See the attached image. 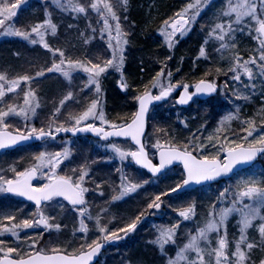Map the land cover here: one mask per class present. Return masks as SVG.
<instances>
[{"label": "snow or ice", "instance_id": "1", "mask_svg": "<svg viewBox=\"0 0 264 264\" xmlns=\"http://www.w3.org/2000/svg\"><path fill=\"white\" fill-rule=\"evenodd\" d=\"M26 2L27 0H15L14 3L0 0V30H2L0 31V35L21 37L33 45H42L53 56L58 54L59 60H53L50 67L40 69L35 73L34 77L25 74L9 80L5 74H0V82H2L0 83V103L5 104V107H0V128L3 129L10 127L5 122L9 116H20L27 120L29 114L34 116L37 108L40 107L39 100L31 89L24 93L23 105L7 104L4 101L6 94L16 92L22 81L27 83L37 77L45 76L46 73L55 72L62 75L65 80L71 83L74 73L83 71L87 74L85 88H90L94 85L95 92L99 94L101 92L99 78L102 74L107 72L109 68H113L122 74L124 63L123 45L128 43L126 39L127 33L121 29L120 17L115 10L117 7H123L126 10L128 0H89L87 4L82 3L81 0H51V3L63 13L87 14L89 9L97 13L103 21V27L100 31L102 34L107 32L109 47L113 49L112 57L106 60L103 65L92 63L91 61L85 63L81 60L67 58L63 50L59 48L53 49L50 46L45 39L46 35L56 36L58 32V26L53 22L51 12L46 13V19L31 26L30 30H21L14 23H7V21H10L17 15L16 10L21 4ZM208 2L209 0H203V5L206 6ZM189 10H194L191 15L188 14ZM201 10L202 0H195V3L187 5L184 12L177 13L179 19L173 21L170 25L171 32L164 33L170 49L174 44L172 37L177 33L181 36L186 34ZM222 16L234 18L229 19L225 23H216L209 31V39L219 41V46L216 49L217 52L223 53L229 48L235 49L237 47L235 44V34L243 33L246 30V26L252 28L255 33L254 38L259 40L258 55L243 59L238 53H235L231 58L232 64L228 68V72L233 73V81L237 82L243 89H250L251 92H255V81L257 79L264 81V0H228L227 10L222 11ZM110 21L115 22L114 28ZM165 23L167 24L168 22L166 21ZM68 27L71 28L73 25L69 24ZM113 30L115 31V36H113ZM249 35H252V32H249ZM112 40L116 41L115 45L112 44ZM87 42L85 40V43ZM208 42L209 40H206L205 45ZM198 58H208L206 46L200 48ZM168 59H171V57H168ZM220 71L221 69L218 68L217 72ZM163 76L164 70L161 69L153 79L152 87L160 88L158 95H152L146 91L136 97V100L139 102V110L134 114L130 123L120 125L106 120L102 109L98 111L100 100L97 98L92 100L82 113L75 116L69 114V120L74 121L73 126L65 127L63 124H60L55 128V132H92L105 140L113 136L130 138L138 146L137 150L124 151L117 145H112V149L121 161L131 158L135 164L148 169L154 175L160 173L174 161H182L186 178L182 183L171 188L170 192H176L192 183L201 184L205 181L215 180L220 176L231 173L238 164L252 162L258 155L264 154V134L249 141L248 137L253 136L256 127L253 120H247L244 121L247 127L242 129V131L247 133L243 137L244 143L231 141L226 146H222V151L225 153L223 160L220 159L219 154L210 157L203 156L198 159L197 156L192 154V151H189L187 145L180 148L170 144L165 146L157 142L154 147L160 149L159 164H153L148 158L145 145L141 140L145 127V115L149 104L153 101L167 98L176 87L181 86L183 87V93L178 100L179 104H187L197 94L210 95L217 91V85L214 82L201 79L195 84V91L190 93V86L188 84L180 85L178 82L176 85H173L169 81L165 85L161 79ZM168 76L170 77L171 73H168ZM242 77H246V80L242 79ZM261 86L264 88V83ZM121 87L127 88V84L121 81ZM235 96L236 99H250V95L239 91L236 92ZM72 97L73 93L71 91L68 92L60 101V107L55 109L53 113L54 117L60 113L65 102L72 99ZM90 118L98 119L102 126L97 127L94 124L85 123ZM236 118V115L232 113L225 116L221 121V126L216 129V133L227 131L228 123ZM51 122L54 123V119ZM82 123L84 126L80 127ZM104 124H107L111 130H106L103 127ZM16 131L17 135H12L7 131H0V149L11 147L20 141H26L33 137L36 139L49 136H52L53 139L55 138L51 131H45L44 128L37 129L32 127L27 135L20 132L19 129H16ZM207 139L209 142H212L216 139V136L210 134ZM204 147L206 145L203 144L193 146L194 149ZM70 154L68 148L55 153L40 152L34 157L35 163L31 167L23 171H17L15 168L11 169L15 174L14 179L5 180L3 177H0V181L5 185L4 187H0V191L26 197L29 201H34L38 207L42 202H51L56 197H63L73 206L74 210L78 211L80 217H84L88 214V208L84 207L86 205L85 193L89 191L88 188L83 186V182L87 176L86 169H81L78 178L75 180L72 176L59 175L56 172V169L65 160L69 159ZM43 168L50 170L47 175V183L39 187L33 186L32 181ZM73 171L75 172L76 170L73 169ZM144 183L146 184L148 181H144ZM142 186L141 183L131 182L127 175L122 174L119 195L113 196L112 199L113 201L119 200L135 192ZM236 187L237 190L228 206L217 208L213 204L204 225L202 227L198 226L195 232L189 233L186 242L182 245H177L179 224L163 228L159 231V234L152 243L158 246L162 255H166V264H254L251 261L250 255L252 250L254 248L264 249V179H243ZM227 192V189L221 192L218 201L224 200ZM166 195H169V192L156 195L147 207L149 209H159L162 203V196ZM77 206L82 207L77 208ZM195 207V203H192L188 207L180 209L178 215L183 220H190L196 215ZM143 215L144 213H141L135 220L117 231H109L106 226L100 225L99 217H97V228L103 234L102 240L104 242H113L122 238L118 233L122 232L127 235L133 232ZM232 216L237 217L235 224L238 236L234 240H229L228 222ZM3 219L11 222L15 220V217L9 215L3 217ZM50 219H54V217L45 216L41 210L38 220L23 219L17 223H12L10 227L7 225L0 227V236L10 233L12 236L18 237L19 233L17 229H28L40 225H43L46 229L54 227L59 230L60 225L49 223ZM89 219H91L90 216ZM257 221L259 223H256ZM79 224L80 228L78 231L87 233L88 228L83 218L79 220ZM253 229L258 233V242L251 241L249 238V232ZM37 242L33 240L30 247L35 248ZM4 244L5 241L0 239V245ZM168 245L176 246L174 256H167L166 246ZM103 246L104 244L98 238L92 240L91 243L81 245L79 254L71 256L61 254L45 255L40 251H36L35 254L22 253L18 248L0 247V252L4 253L3 257H0V264H90L93 258L100 253ZM85 248L88 251H84ZM52 251L54 253L58 252L57 249H53ZM14 253L19 257L18 259L11 258ZM260 264H264V260H261Z\"/></svg>", "mask_w": 264, "mask_h": 264}, {"label": "trees", "instance_id": "2", "mask_svg": "<svg viewBox=\"0 0 264 264\" xmlns=\"http://www.w3.org/2000/svg\"><path fill=\"white\" fill-rule=\"evenodd\" d=\"M210 1L211 3L206 6L204 5L202 13H199L198 17H196L191 32L184 37H178L171 49L168 47V43L162 33L164 25H166L165 22H170L176 18L177 13L184 12L187 5L194 3V0H128L126 10L120 7L128 41L124 53L122 74L118 72L115 75V72H110L102 78L101 84L102 95L105 99L104 106L106 108L108 107V114H126L120 117V120L117 119L116 124L122 125L124 119H127L126 122L130 120L128 114L135 106L136 97L144 93V87L157 76L161 69L164 70L163 79L168 83L170 81L173 85H176L178 82L180 85H193L204 78L214 79V76L217 77V75L219 77L217 78L218 83L225 82L226 80L228 85H230L231 76L229 77L228 68L232 63V56L235 53H238L244 58L256 55L254 51L255 46L246 42H252L253 30L252 35H248L247 38L245 36L242 38L238 35L239 33L235 34V44L237 46L235 49L229 48L223 53L216 51L219 46V41L214 39L210 40L208 33L216 23H225L227 21V18L222 16V11L227 10L228 0ZM41 2L36 1L26 8V11H28L26 18L31 23L43 21L46 17L45 12L48 9L52 10V8H55L57 13L60 12L65 15L59 19H56L57 14L54 16V23L58 26L57 35L47 36V42L53 49L59 48L65 52V56L70 55L74 59L75 53L81 59H84L93 50L97 49L98 46L95 42L91 43V41H88V36L94 33L93 28L90 27L92 19L95 18L89 14L91 11L87 14H79V17L74 18L70 16L72 13H63L56 7H51L49 2ZM69 24L73 25V27L69 28ZM85 40L88 42L85 43ZM206 40H209L207 45H205ZM202 46H206L207 59L198 58L199 50ZM168 57H171V59H168ZM53 60H56V57L44 49L42 45H33L30 42L16 37L0 40V74H5L9 80L25 74L34 77L35 73L40 69H46L51 66ZM218 68L221 69L220 72H217ZM210 71L213 73H209ZM168 73H171L170 77ZM57 74L55 72L46 73L45 76L37 77L30 82L25 83L22 81L21 86L34 90L37 97L50 98L52 96L51 94L55 93L65 95L68 93L66 80H62V76ZM121 81L127 84V88L121 87ZM255 83V92L246 93L250 95V99H237V107L239 106L240 110L237 113L234 126L241 128V132H238L239 134H242L244 132L242 129L247 127L244 123L247 120H253L255 122L256 132H264V123H262L264 121V88L261 86L263 82L259 81ZM233 87L234 84H231L229 88L230 95H228L232 100L235 98V96L231 95ZM132 99L134 105H132ZM171 99L163 104L157 105L153 109L150 117V119L153 118V120L164 123L163 128L166 134L165 141H167V144L181 148L187 145L189 151H192L200 157H210L218 154L214 149H211V146L216 144L219 139L224 138L227 132H230L227 130L221 131L218 134L216 133V129L221 126V116L229 105L226 104V107L223 104H214L215 100L218 99V95L208 101H197L188 108L178 107L175 101H171ZM129 106L131 107L128 111ZM9 118L12 119L15 117L10 116ZM210 134L216 136V139L212 142H209L207 139ZM198 144L206 145V147L194 149L193 146ZM40 145L41 143L10 151L3 154L5 155L3 159L8 160V157L15 155L18 150L28 152L31 149L40 147ZM226 145L224 144V146ZM3 155L0 154V156ZM18 166L21 168L25 164ZM260 166L263 167L259 168ZM5 169L7 168L5 167ZM254 170L259 173L257 174L259 179H264V156L252 168L237 174L231 180L222 181L194 191L181 192L170 197L166 195L165 199L172 200L173 198L188 196L195 200L197 209L201 211L205 208L201 207V205L206 204L210 200L207 197L202 198L201 195L203 192L210 190L213 193L215 192L214 189L220 188L223 184L227 185L230 182L234 184L238 178L251 174ZM138 172L142 176L147 177L151 183V187L159 193L170 192L171 188H174L177 183H181L184 179L180 167L170 170L159 178L148 176L144 170L139 169ZM119 207L124 215H128L134 211L132 206L126 204L120 205ZM199 218L203 220L201 214ZM236 219L237 217L233 216L232 220H230L231 225L229 224L231 228L229 227L228 231L229 239L231 240H234L238 236L235 224ZM141 227L128 239L129 241L133 240L130 245L131 250L137 247L136 257L134 258L144 264H156L157 261L154 263L153 256L156 258L157 256L152 254L151 249L146 248H150L153 245V243H148L150 238L148 236L138 235ZM249 233L250 240L258 242V233L254 229L250 230ZM127 241L109 248V255L115 254L114 258L119 260L124 254V251H117L126 247ZM63 242L68 244L66 240ZM129 247L127 248L129 249ZM138 247L140 248L138 249ZM143 248L148 251H138ZM250 255L252 262L255 263V261H260L262 256H264V252L261 248H254ZM161 256L164 255L161 254Z\"/></svg>", "mask_w": 264, "mask_h": 264}, {"label": "rangeland", "instance_id": "3", "mask_svg": "<svg viewBox=\"0 0 264 264\" xmlns=\"http://www.w3.org/2000/svg\"><path fill=\"white\" fill-rule=\"evenodd\" d=\"M43 1L49 2L51 4V7H55L51 0H27L26 3L21 4L20 9L15 17H13L10 21H7V23H14L17 28H20L21 30H30V27L43 22L38 21L31 23L28 18H26V8L33 4L34 2ZM6 2H12L14 3L15 0H6ZM84 4L89 3V0H83L81 1ZM195 3V0H194ZM211 1L207 3L210 4ZM203 0H202V9H203ZM117 15L120 17V24L121 29L126 32L125 25L122 21V13L120 11V7H117L116 9ZM91 11V12H89ZM191 11L189 10V15H191ZM51 12V18L53 22H55L54 16L57 14L56 19L63 18L65 15L62 13H57L55 11V8L48 9L45 13ZM89 14L94 16L95 18L92 19V22L90 23V27L95 29L93 34H90L88 36L89 40L92 42H95V44L98 46L96 50H93L89 55H87L84 59H81L76 53H75V59L72 58L70 55H67L65 57L73 59V60H81L83 62L91 61L92 63H99L103 65L106 60L110 59L113 54V49L109 47V36L107 32L101 33L100 29L103 27V21L99 18L96 12L92 11L91 9L88 10ZM202 13V10L200 11ZM59 14V15H58ZM71 17H79V14L72 13L70 15ZM198 17V16H197ZM90 18H92L90 16ZM227 21L233 17H226ZM179 17L177 16L170 22H168L166 25H164L163 28V36L165 37V32H171L170 25L173 21L178 20ZM226 21V22H227ZM111 24H113L114 28V21H110ZM194 23V22H193ZM193 23L190 25V30L186 32L183 36H181L179 33H177L174 37H172V40L175 42V40L178 37H184L188 35L191 32ZM92 29V30H93ZM2 31V30H0ZM249 32H252L251 27L246 26V30L243 33H239L238 35L242 38L245 36L246 38L249 35ZM127 33V32H126ZM47 36L45 37L47 41ZM113 36H115V31L113 30ZM255 33L251 41H246L250 45L253 44L255 46V53L258 55V49H259V40L255 39ZM10 38H15V36H8V35H0V40H6ZM21 38V37H16ZM35 38V37H33ZM22 39V38H21ZM127 39V36H126ZM166 39V37H165ZM24 40V39H22ZM26 41V40H24ZM167 41V40H166ZM29 42V41H26ZM116 41L112 40V44L115 45ZM58 45V44H57ZM127 45V44H126ZM126 45H123L124 51L123 55L125 53ZM255 55V56H256ZM254 56V55H253ZM56 60H59V55L55 56ZM242 57L243 59H248ZM48 64V63H47ZM232 64V63H231ZM90 66V65H89ZM231 66V65H230ZM47 67V65H46ZM50 67V66H49ZM113 73L117 75L119 71H116L113 68H109L107 72L101 75L100 79V87L102 84V78L106 76L109 73ZM210 71L209 73H211ZM213 73V72H212ZM57 75H60L59 73ZM62 76V75H61ZM231 76V77H230ZM233 73L229 72V77L231 80V84H234V87L232 88V94L235 96L236 92L239 90V92L246 94L251 93L250 89H243L240 85L237 84V82L232 80ZM214 79H207L204 78V80H211L218 84L219 86V93H218V99L215 100L214 104H228L227 110L224 111L221 116L222 119L227 116L228 114L232 113L235 114L237 117V109L240 110L239 106L237 107V99L236 96L232 100L228 97L229 94V88L230 85L226 82L218 83V80L216 76H214ZM14 79L17 77H13ZM8 79V78H7ZM162 82L167 85L168 82L161 78ZM242 79L246 80V77H242ZM62 80L65 81V79L62 77ZM263 82L259 79H257L255 82ZM87 82V74L83 71L75 72L73 75V79L71 83H69L66 80V88L68 92L73 93L72 99H69L65 102L64 106L61 108V111L58 115L55 117L53 116V113L57 107H60V101L67 95H58L57 93L51 94L52 96L50 98L48 97H37L39 100L40 107L37 108L36 114L32 116L29 114V118L25 120L23 117L20 116H14L15 118H7L6 123L10 125L8 129L12 131H16V129H19L20 132L28 134V132L31 131L32 127H35L37 129L44 128L45 131H51L55 132V128L58 127L60 124H63L65 127H71L74 124V121L69 120V114L75 116L80 113H82L91 103L92 100L99 98L100 100V106L98 108V111L102 109V111L105 114L106 120L112 123H116L117 119L120 120L122 116L126 114H108V107L104 106L105 99L102 95V89L99 94L95 92V86L93 85L90 88H85V84ZM2 83V82H0ZM22 83V82H21ZM153 80L148 83L144 87L143 92H153L155 94H159L160 88L152 87ZM197 83V82H196ZM189 85V90H194L195 84ZM146 84V83H145ZM227 85V86H226ZM182 87V86H181ZM83 89V90H81ZM29 89L23 88L20 84V87L17 89L14 93H8L6 94L4 101L7 102V104H16V105H23V96L26 91ZM32 90V89H31ZM34 91V90H33ZM177 87L174 89V94L176 95ZM36 94V93H35ZM141 95V94H140ZM139 95V96H140ZM175 101V96L171 99V101ZM132 99V103H133ZM131 103V104H132ZM137 104L138 101L136 100L134 108L130 111L128 114L129 119H132L134 117V114L137 110ZM134 105V103L132 104ZM0 107H5L4 103H0ZM128 107V111L129 108ZM234 108L233 110H231ZM41 110V111H40ZM125 112V111H124ZM155 117V116H154ZM52 123L51 121H53ZM123 120V119H122ZM127 119H124L122 121V124L126 122ZM236 119H233L228 123V130L230 132L226 133V136L224 138L219 139L216 144H213L211 149H214L221 159H223L224 152L222 151V146L224 144H228L231 141H237L243 143V137L247 135L246 132H243L242 134H239L238 132H241V128L235 127L234 122ZM51 123V127H50ZM85 123H91L94 125H101V122L98 119H92L90 118ZM164 123L162 121H156L153 120V118L150 121V131L147 137V147L151 152V155L154 157L156 156V152L158 148L154 147V145L159 142L162 145L167 146L166 134L163 128ZM80 126H84L82 123ZM103 127L109 128L107 124H104ZM3 129V128H0ZM256 132V131H255ZM253 133L252 137H248V140L251 141L254 138H258L260 135L264 134V132H256ZM172 141V140H171ZM112 145H117L124 151H134V148L130 146L128 142H119V141H112L107 143H101L98 141L89 140L88 138H69L67 136H61L59 138L49 139L41 143L40 147L36 149H31L28 152L26 151H19L15 153L13 156H9L8 160H4V156H0V177H3V179H14L15 174L11 170L12 168H15L17 171H23L26 168L31 167L35 161L34 157L38 155L40 152H46V153H55L58 151H62L65 148H68L70 150V157L69 159L65 160L57 169L56 172L59 175H68L72 176L73 179H77L81 169H86L87 176L85 177V180L83 182V186L88 188L89 191L85 193V200L86 205L84 207L88 208V214L84 217H80L78 211L69 209L63 204H56L58 207L55 208V203L51 206V209L56 210L55 216L50 215V212L48 209L45 210V215L48 217H54V219H50L49 223L55 225L59 224L60 228L57 230L56 228H50L52 230L46 231L42 230V226H34L32 228L28 229H17V232L19 233L18 237L12 236L10 233H5L3 236H0V239L5 241L4 245H0L1 247H14L21 250L22 253H35L36 251H45V252H53V249H57L58 251H66L68 253H78L80 250L81 245H85L88 243H91L92 240H96L100 238V242L102 240V235L97 228V220L96 218L99 217V224L102 226H106L109 231H117L118 229L124 228L128 223H131L137 216H140L141 213H144L143 216H141V219L150 212L151 209L147 207V205L154 199L156 195H160L161 193L157 192L155 189H152L151 183L148 180L147 177H144L138 172V170L135 169V166L131 160V158H128L126 160L121 161L118 157V155L114 152L112 149ZM35 148V147H33ZM181 148V147H180ZM183 148V146H182ZM4 160V162H3ZM27 160V161H26ZM25 164V166H22L19 168L18 165ZM5 167L7 169H5ZM263 166H260L259 168H262ZM73 169L76 171L74 172ZM119 169V171H118ZM256 169V168H255ZM48 168L41 169L39 173V179L41 178V183H47V175L49 174ZM127 175L131 182L133 183H141L143 186L137 189L135 192H132L123 198L119 200L113 201L112 197L119 195L120 192V184H121V175ZM257 174H259L256 170H254L251 174H247L243 177H240L236 180V183L232 184L231 182L227 185H222L220 188L214 189L215 192H211L210 190L202 193V198L207 197V199H210L209 202L206 204L201 205L203 208L201 211L197 209V205L195 204V211L196 215L190 219V220H183L178 215V211L182 208L188 207L190 204L195 203L194 199H191V197L183 196L179 198H173L172 200L165 199V196H162V202L163 207L160 211H151L150 212V218L148 221L144 224H142L141 230L139 231L138 235L141 236H148L150 238L149 244L152 243L159 234V231L163 228L171 227L172 225L179 224L180 227L177 231V245H182L184 242H186L187 236L189 233L195 232L196 228L198 226L202 227L204 223L206 222V219L208 217V213L211 210V206L213 204L216 205L217 208L222 206H228L230 201L233 199L234 194L237 190V184L247 178H256L259 179ZM257 176V177H256ZM144 181H148V183H144ZM179 184V183H177ZM99 185V187H97ZM176 185V184H175ZM3 182L0 181V187H4ZM176 187V186H175ZM225 189L228 190L224 200L218 201V197L221 192H223ZM101 193H103L101 195ZM170 196L175 195L174 193ZM169 196V197H170ZM133 202L131 203V201ZM129 205L132 206V209L134 211L132 213H129L128 215L122 214V210L119 207L120 205ZM72 214V216L70 215ZM201 214V220L199 218V215ZM14 216L15 220L9 222L3 219L5 216ZM40 213L35 211L34 209L30 208L28 204L22 202L20 199L13 198L9 196L7 192L0 191V227L7 225L11 226L12 223H17L23 219H32L33 221L39 219ZM74 215V216H73ZM71 216V217H69ZM89 216L91 219H89ZM83 218L85 221V224L87 225L88 231L87 233H82L78 231L80 228L79 220ZM233 216L229 219L228 222V230L229 227L231 228V222ZM139 221V222H140ZM259 222V221H257ZM230 224V225H229ZM51 231H57L58 233L55 234L56 236H60V232L63 233V239L62 238H56L53 237L51 234L48 235L49 237L45 236ZM60 231V232H59ZM120 236L124 233L120 232L118 233ZM250 234V233H249ZM229 235V231H228ZM152 238V239H151ZM59 239V240H58ZM68 242V245H61V241ZM33 240L38 241L35 245V248L30 247V244ZM231 240V239H229ZM131 241H127V246L123 249L118 250L117 252L124 251L122 257L119 260H116L115 254L109 255L110 252L105 253L102 260L98 264H144L140 262L139 260L135 259L136 257V251L137 247L131 250ZM154 245V246H153ZM149 247H146L147 249H151V252L153 255H156V257L153 256L154 263L157 261L156 264H166V255L161 256V253L159 251V248L157 245L153 244ZM130 246V247H129ZM129 247V249L127 248ZM231 247V246H230ZM140 247H138L139 249ZM142 248V247H141ZM175 245H168L166 246V254L167 256H174L175 255ZM147 249H140L141 251H148ZM84 250H87L85 248ZM264 252V249H263ZM138 254V253H137ZM4 253L0 252V257L3 256ZM12 256L18 257L15 253L12 254ZM146 256V254H145ZM131 260V261H130ZM264 260V256L260 259ZM252 261V260H251ZM260 261H255L254 264H260Z\"/></svg>", "mask_w": 264, "mask_h": 264}, {"label": "water", "instance_id": "4", "mask_svg": "<svg viewBox=\"0 0 264 264\" xmlns=\"http://www.w3.org/2000/svg\"><path fill=\"white\" fill-rule=\"evenodd\" d=\"M19 9H20V7L16 10L17 11V13H18V11H19ZM206 81H208V80H206ZM211 82V81H210ZM183 93V90L181 91V93H180V95ZM217 93V91L215 92V93H212V94H210V95H208V94H197V96H199L200 98H202V99H208V98H210V97H212V96H214L215 94ZM153 95V94H152ZM180 95H179V97H178V99H177V103H178V100H179V98H180ZM159 101H161V100H159ZM159 101H153V102H151L150 104H149V106H148V111H147V113H146V115H145V127H144V133H143V136L141 137V140H142V143L145 145V137H146V134H147V131H148V121H149V115H150V110H151V108H152V106L154 105V104H156L157 102H159ZM191 101L192 100H190L187 104H179L180 106H182V107H186V106H189L190 104H191ZM139 110V102H138V109H137V111ZM131 122V121H130ZM129 122V123H130ZM96 126V125H95ZM81 127H83V126H81ZM97 127H100V126H97ZM107 130V129H106ZM111 130V129H110ZM0 131H7V132H9L10 134H12V135H17L18 133L17 132H13V131H11V130H7V129H3V130H0ZM24 134V133H23ZM53 134V136L54 137H58L59 135H68V136H71V137H79V136H90V137H93V138H96V139H99V140H102V141H108V140H111V139H116V140H128V141H130L131 142V144L133 145V146H135L136 148L138 147L130 138H125V137H115V136H113V137H109L107 140H105V139H102L100 136H98V135H96L95 133H92V132H76V133H73V132H64V131H61V132H59V133H52ZM25 135H27V134H25ZM49 138H52V136H49V137H45V138H42V139H36L35 137H33L32 139H29V140H26V141H20V142H18L17 144H15V145H13V146H11V147H8V148H4V149H0V153H4V152H6V151H10V150H15V149H17V148H19V147H23V146H26V145H30V144H35V143H39V142H42V141H44V140H46V139H49ZM145 151L147 152V154H148V158L151 160V158L149 157V153H148V150L146 149V146H145ZM160 151V150H159ZM159 151H158V153H157V158H156V161L154 162L153 160H151L152 161V163L153 164H159ZM193 155H195L194 153H192ZM264 154H261V155H258L257 156V158L254 160V161H252V162H248V163H242V164H238L234 169H233V171L231 172V173H229V174H227V175H223V176H220V177H218V178H216L215 180H211V181H205V182H202L201 184H195V183H192V184H190V185H188V186H186V187H183V188H181V189H179V190H177V192H181V191H184V190H194V189H196V188H198V187H203V186H206V185H209V184H214V183H216V182H219V181H222V180H224V179H230V178H232L235 174H237V173H239V172H241V171H244V170H246V169H248V168H250V167H252L262 156H263ZM196 156V155H195ZM197 158L199 159L200 157H198L197 156ZM137 165V164H136ZM138 167H140V168H142V169H144V170H146L150 175H152V176H154V177H159V176H161L163 173H165V172H167L168 170H170V169H172V168H175V167H177V166H181L182 167V170H183V173H184V176H185V178H186V172H185V170H184V167H183V163H182V161H174L171 165H169V166H167L165 169H163L160 173H158V174H152L148 169H146V168H143V167H141L140 165H137ZM184 178V179H185ZM13 194V193H12ZM25 199H27L26 197H24ZM63 198V197H62ZM28 200V199H27ZM34 202V201H33ZM43 203V202H42ZM162 207H163V202L161 203V207L159 208V209H151L150 210V212L151 211H153V210H156V211H160L161 209H162ZM150 212L144 217V218H142V220L137 224V227H136V229L133 231V232H131V233H128L127 235H125V234H123V235H121V239H119V240H116V241H113V242H101V243H103L104 244V246H103V248L101 249V251H100V253L97 255V256H95L94 258H93V260L90 262V264H97V262L99 261V259H100V257H101V255H102V253L106 250V249H108L110 246H113V245H117L118 243H121V242H123V241H125V240H127L128 238H130L134 233H135V231L149 218V215H150ZM88 251V250H87ZM35 254V253H34ZM42 254H45V255H56V254H61V255H69V254H66V253H62V252H55V253H42ZM71 256V255H70ZM12 259H17V258H14V257H11ZM27 258V257H26Z\"/></svg>", "mask_w": 264, "mask_h": 264}, {"label": "flooded vegetation", "instance_id": "5", "mask_svg": "<svg viewBox=\"0 0 264 264\" xmlns=\"http://www.w3.org/2000/svg\"><path fill=\"white\" fill-rule=\"evenodd\" d=\"M177 94V93H176ZM173 96H175V95H173ZM176 97H177V95H176ZM157 153V152H156ZM43 184H45V183H41V178L39 179V173H37V177L33 180V186H36V187H39V186H42ZM9 196H11V197H13V198H18V199H20L22 202H24V203H26V204H28V206H30V208H32V209H34L35 211H37V212H41V210L43 211V214L45 215V210L46 209H48L49 211H51L50 212V215L52 216V212H53V215L55 216V213L54 212H56V210H52L51 209V206L53 205V203H55V208L56 207H58V205L56 204V202L59 204H63V205H65L67 208H69V209H72L73 208V206L72 205H70L64 198H62V197H56V198H54V200L53 201H51V202H43L39 207L34 203V202H32V201H28V200H26V199H24V198H22L21 196H18V195H14V194H9ZM78 207H82V206H77V208ZM73 210V209H72ZM71 216H72V214H70ZM40 216V215H39ZM46 216V215H45ZM50 216V217H51ZM71 216H69V217H71ZM74 216V215H73ZM42 226V230H46V231H50V230H52V229H46V228H44L43 227V225H41ZM60 232V231H59ZM58 232L57 231H51L50 233H48L47 235H45V236H47V237H49L48 235H52L53 237H56V238H62L63 239V233H61L60 232V236L58 237V236H56L55 234H57ZM59 240V239H58ZM61 241V240H60ZM101 242H104V241H101ZM61 245H68V244H65L63 241H61ZM88 250V249H87ZM87 250H84V251H87ZM40 252H43V253H54V252H45V251H40ZM58 252H64V253H68V252H66V251H58ZM33 254V253H32ZM68 254H79V252L78 253H68Z\"/></svg>", "mask_w": 264, "mask_h": 264}, {"label": "bare ground", "instance_id": "6", "mask_svg": "<svg viewBox=\"0 0 264 264\" xmlns=\"http://www.w3.org/2000/svg\"><path fill=\"white\" fill-rule=\"evenodd\" d=\"M132 162H133V161H132ZM133 164H134L136 170H139V169H140V170H143L142 168L138 167L134 162H133ZM146 173H147L148 176L152 177V175H150L148 172H146ZM152 189H153V188H152ZM170 195H172V194H169L168 196H170Z\"/></svg>", "mask_w": 264, "mask_h": 264}]
</instances>
